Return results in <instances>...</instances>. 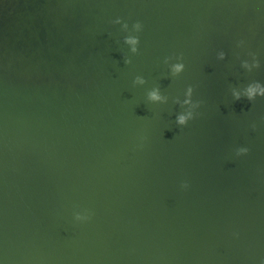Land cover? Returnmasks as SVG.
<instances>
[{"label":"water","instance_id":"1","mask_svg":"<svg viewBox=\"0 0 264 264\" xmlns=\"http://www.w3.org/2000/svg\"><path fill=\"white\" fill-rule=\"evenodd\" d=\"M256 82L260 0H0V259L264 264Z\"/></svg>","mask_w":264,"mask_h":264},{"label":"clouds","instance_id":"2","mask_svg":"<svg viewBox=\"0 0 264 264\" xmlns=\"http://www.w3.org/2000/svg\"><path fill=\"white\" fill-rule=\"evenodd\" d=\"M260 3L264 4V0H260ZM113 24H121L122 28L127 31L128 30V24L123 22L120 17H116L114 20L111 21ZM133 30L136 32H140L143 30V24L140 21H137L136 23L133 24ZM125 43L131 46V51L136 52L137 51V44L139 43V37L138 36H133V35H128L125 37ZM221 58L222 54H221ZM125 63H129L128 60H125ZM243 67L251 71L253 68L259 67L258 62L256 61L255 57H253L252 63L249 64L247 61L243 63ZM183 69V64L182 63H177L172 66V72L173 74L179 73ZM135 83L137 84H143L144 81L142 78L137 77ZM191 94V89L188 90V95L190 97ZM236 99L240 98L241 93H234ZM243 95L247 97L248 100H254L257 96L264 97V85H261L259 82L253 83L248 85V87L244 90ZM149 100L153 102H158L162 101L164 98L159 94L158 89H153L149 94H148ZM185 104H189L190 100L186 99L184 101ZM191 111H189L187 114H182L177 118V123L184 125L187 120L191 118ZM248 152L247 148H241L239 150L238 154H246ZM76 220L78 221H88L90 220V217L88 216H81L79 214L76 215ZM0 264H4L3 260L0 259Z\"/></svg>","mask_w":264,"mask_h":264}]
</instances>
